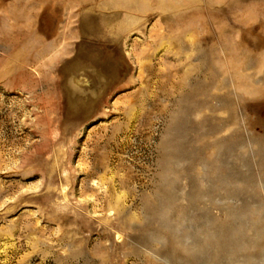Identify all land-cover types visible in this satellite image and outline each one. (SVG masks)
Returning a JSON list of instances; mask_svg holds the SVG:
<instances>
[{
  "label": "rangeland",
  "instance_id": "1",
  "mask_svg": "<svg viewBox=\"0 0 264 264\" xmlns=\"http://www.w3.org/2000/svg\"><path fill=\"white\" fill-rule=\"evenodd\" d=\"M0 264H264V0H0Z\"/></svg>",
  "mask_w": 264,
  "mask_h": 264
},
{
  "label": "bare ground",
  "instance_id": "2",
  "mask_svg": "<svg viewBox=\"0 0 264 264\" xmlns=\"http://www.w3.org/2000/svg\"><path fill=\"white\" fill-rule=\"evenodd\" d=\"M164 239H165V238H161V239H160V242H163V241H164Z\"/></svg>",
  "mask_w": 264,
  "mask_h": 264
}]
</instances>
